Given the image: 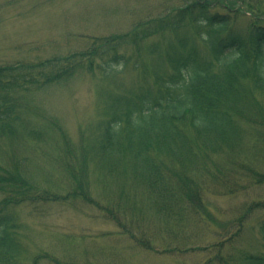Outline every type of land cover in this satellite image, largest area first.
<instances>
[{"label":"trees","instance_id":"trees-1","mask_svg":"<svg viewBox=\"0 0 264 264\" xmlns=\"http://www.w3.org/2000/svg\"><path fill=\"white\" fill-rule=\"evenodd\" d=\"M150 24L141 23L121 37L94 40L64 57L0 64V264H22L26 230L17 210L93 202L89 181H83L87 153H92L88 172L102 168L113 181L107 186L113 193L108 208L102 209L109 216L123 219L125 196L119 192L140 183L158 214L181 221V253L204 243L211 252L204 264H264V218L256 224V247L244 237L249 214L264 206V195L230 227L220 225L222 213L206 203L213 178L201 177L200 169L222 151L240 154L250 138L264 145V0H181L180 7ZM166 31L164 43L148 50L158 61L145 66L138 43ZM120 68L136 71L137 80L99 94L95 120L78 131L88 150L73 166L78 149L59 120L40 106V98L83 75L107 77ZM45 143L55 151L51 165L64 167V185L58 190L72 194L53 191L50 180L42 183L44 169L29 174L28 151ZM243 167L249 187L264 191V170L241 165V171L232 172L239 176ZM216 179L221 188L236 185L228 177ZM192 228L204 235L192 238ZM37 257L30 264H40Z\"/></svg>","mask_w":264,"mask_h":264},{"label":"rangeland","instance_id":"rangeland-1","mask_svg":"<svg viewBox=\"0 0 264 264\" xmlns=\"http://www.w3.org/2000/svg\"><path fill=\"white\" fill-rule=\"evenodd\" d=\"M180 6L181 0H0V64L79 53L94 40L127 35L141 23L153 26L155 21ZM166 36H169L167 31L162 37L158 34L138 43V53L145 66L152 65L155 59L158 61V56L151 55L148 50L157 44L162 45V38ZM131 49L135 55L137 50ZM135 80L136 71L120 68L107 77L98 73L83 75L43 93L40 106L59 120L69 142L78 149L75 154L78 159L71 161L73 166L81 163V151L88 150V143L84 144L85 148L80 144L78 131L89 127L95 120V105L101 103L99 94L109 90L110 86L128 88ZM111 90L118 89L111 87ZM244 142L245 148L237 151L242 150L240 154L222 151L214 156L213 161L200 167L204 170L201 177L213 178L208 182L211 189L206 203L209 208L222 213L220 225L225 224V227H230L236 217L249 213L252 201L262 199L264 195L262 188L249 187L250 175L244 173V167L239 176L232 172L241 171V165L256 171L264 170V145L252 138ZM54 154L47 143L35 150L30 149L28 158L32 167L28 172L34 176L44 169L42 183L50 180L53 191L72 194L68 192L70 190H58L64 185L65 174H62V164L58 167L51 165ZM87 155L90 159L92 153ZM89 159L85 161L87 172L83 181H89L88 194L93 202L61 201L46 204L41 210L30 213L23 208L16 211L26 230L22 240L24 248L19 257L22 264H30L36 256H39L40 264H204L211 256L204 243L199 244L201 248L181 253V221L165 220L163 213L158 214L148 202L147 192L140 183L130 188L127 185L119 192L125 196L123 219L119 218V221L118 217L103 212V207L108 208L107 199L112 193L107 186L113 181L102 168L98 170L95 166L89 173ZM92 174L93 178L90 177ZM193 174L197 181L200 176L197 169ZM220 175L230 178L236 185L219 187L216 178ZM263 218L264 206L251 211L245 223L249 226L244 237L254 247L259 243L256 224ZM191 232L192 238L204 235L200 236L198 228H192ZM151 245L155 248L149 251ZM166 249L179 251L168 253L164 252Z\"/></svg>","mask_w":264,"mask_h":264}]
</instances>
